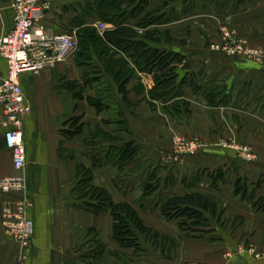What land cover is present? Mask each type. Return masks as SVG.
I'll return each instance as SVG.
<instances>
[{
	"label": "crops",
	"instance_id": "0c3cea01",
	"mask_svg": "<svg viewBox=\"0 0 264 264\" xmlns=\"http://www.w3.org/2000/svg\"><path fill=\"white\" fill-rule=\"evenodd\" d=\"M41 1L50 5L42 22L55 34L76 33L71 22L76 17L83 18L84 26L96 28L103 23L95 10L92 12L93 2ZM165 2L168 5H163ZM173 2L137 0L139 18L154 14L169 19L165 24L149 28L161 34L160 38L166 34L168 40L148 45L152 49L180 54L189 69L182 71V66L179 67L176 85L186 78L198 90L194 91L186 83L181 87V94L167 102L151 99L148 92L154 87V75L135 68L130 58L117 48H113L117 58L122 57L134 71L124 94L118 92L113 77L101 68L91 79L87 77L88 81L96 77L102 82L109 80L111 102L108 109L103 106L97 110L87 102V97L99 95L95 84L83 88V100H74L65 88L57 89L64 75L68 78L73 75L72 81H77L78 85L83 83L80 80H83L82 68L76 65L73 56L40 75L21 76L26 107L23 117L26 166L22 174L26 194L32 203L27 217L33 223L34 234L25 248L3 234L2 211L17 201L20 194L0 193V264H17L22 254L27 259L25 264H114L117 254L119 258L128 256L131 262L127 264H182L186 261L264 264V258L256 259L251 252L241 253L238 248L244 241L255 251H264V217L244 219L243 226H252L247 236L242 228L226 227L217 229L213 233L215 237L195 241L183 237L177 223L166 221L159 212V202L170 197L194 192L217 195L211 178L225 165L221 156L225 151L216 147L189 156L181 164L169 161L172 141L177 135L198 136L214 144L222 133L224 136L226 125H264V64L253 63L247 55L232 57L210 50L211 45H223L224 33L229 35L231 46L237 43L242 48L264 51V0ZM121 7L125 11L131 9L128 3ZM134 22L128 18L122 25L135 29ZM103 24L114 29L112 24ZM12 28L10 0H0V37ZM5 76L6 66L1 62L0 79ZM211 86L215 91V105L209 104L211 94L207 95ZM223 96L230 99V103L219 101ZM179 100L183 101L182 105L177 103ZM71 117H80L82 132L67 138L62 130L67 128L64 124ZM118 125H126L128 132ZM85 141L95 144H85ZM129 143L135 148V155L125 168L119 170L107 162L92 166L88 156L91 150L93 154L102 155L99 160L103 161L113 153L112 148L121 149ZM133 163L135 168L130 170ZM82 167L93 168V184L107 191L113 202L133 206L145 228L157 232V237L173 239L178 244L161 251L155 238L140 235L142 252L131 255L129 249H120L112 239L109 213L93 215L80 208L81 201L77 200L73 189ZM14 174L10 154L1 142L0 178ZM117 178L122 185L117 184ZM147 178L158 185L153 210L141 209L137 204L143 198ZM99 246L101 250L97 251Z\"/></svg>",
	"mask_w": 264,
	"mask_h": 264
},
{
	"label": "trees",
	"instance_id": "16d2710c",
	"mask_svg": "<svg viewBox=\"0 0 264 264\" xmlns=\"http://www.w3.org/2000/svg\"><path fill=\"white\" fill-rule=\"evenodd\" d=\"M123 3H128L131 9L129 11L123 10L121 7ZM164 4L168 5V2ZM94 10L101 22L114 25V29H107L102 33L103 37H98L92 32L93 27L84 26L83 18H74L71 22L73 27L77 29V50L73 54L75 57H73L77 66L83 68L88 60H91L90 54L93 51L98 55L97 59L104 72L108 76L110 74L113 77L118 87V92L124 94L126 85L133 77L134 71L128 68V63L122 57L117 58V52L113 49L117 48L118 51H123L130 58L135 68H138L141 72L154 75V87L148 92L151 99L167 102L170 98L180 95L181 87L186 85V83L194 91L198 90V87L193 82L187 81L186 78L182 79L179 86L176 85L178 69L184 65V58L180 54L173 53L167 49H152L148 45L150 43H159L162 40L160 38L161 34L149 30V28L169 22V19L164 18V15L158 18L154 14H149L139 18L140 7L137 4V0H100L92 12ZM86 14L88 15L89 13L87 12ZM128 18L135 21V29L122 25ZM138 29L143 30L140 35L137 33ZM93 84L98 86L99 95L97 98L87 97V102L97 110H100L103 106L108 109L109 102H111L109 87L104 85L98 77L90 81L83 77L81 85L73 84L67 87L68 85L66 84L65 89L69 90L74 100H83V88ZM64 125L67 128L62 130V133L67 138L76 137L82 132L80 117H71ZM118 127L128 132L126 125H118ZM1 142L4 146L3 138L0 135V145ZM86 143L95 144L94 141H85ZM112 150L113 153L104 157L103 161L99 160L102 155L93 154V150L88 152V156L93 163L92 166L95 167L107 162L120 170L128 166L127 164L132 163L135 155V148L132 144H126L121 149L112 148ZM92 169L82 167L77 174L78 179L73 192L77 200L81 201L80 208L93 215L109 213L112 219L113 241L117 243L120 249L137 251L140 248L138 245L139 235H137L136 231L147 235L149 230L143 226L138 212L133 206L127 203L113 202L107 191L93 184ZM151 180L149 178L145 180L143 198L137 202L141 209L148 208L149 205L145 206L144 199L152 196L153 192L158 188L156 182L150 183ZM159 203L161 216L166 221H175L181 231L188 233L196 232L208 226L210 219H208L207 215L214 217L216 214V205L211 203L205 195L198 192L170 197ZM262 210H264V207H262ZM97 255L99 256L100 253ZM116 256L119 257L118 254Z\"/></svg>",
	"mask_w": 264,
	"mask_h": 264
},
{
	"label": "built area",
	"instance_id": "2783aa9c",
	"mask_svg": "<svg viewBox=\"0 0 264 264\" xmlns=\"http://www.w3.org/2000/svg\"><path fill=\"white\" fill-rule=\"evenodd\" d=\"M13 12V28L5 36L0 37V63H5L6 76L0 79V130L4 148L9 152L15 174L0 178L1 194H20V198L7 205L2 211V229L5 236L27 247L33 237L32 221L27 217L32 203L26 194V182L22 174L26 166V150L23 138V117L26 112L25 97L20 84L24 74L38 75L43 71L53 69L77 50L76 33L55 34L42 22L50 5L41 0H10ZM96 29L104 32L108 27L99 23ZM230 38L224 34V39ZM231 46V44H229ZM214 45L213 49L223 50L227 54L243 55L245 50L249 59L264 60L260 51L242 48L239 44L234 47ZM237 50V51H235ZM181 140V139H180ZM176 139L169 161L178 162L183 156L196 152V141H180ZM180 141V142H179ZM256 259L264 255L255 254ZM26 257L22 254L17 264H25ZM191 264V263H189Z\"/></svg>",
	"mask_w": 264,
	"mask_h": 264
},
{
	"label": "rangeland",
	"instance_id": "374dc122",
	"mask_svg": "<svg viewBox=\"0 0 264 264\" xmlns=\"http://www.w3.org/2000/svg\"><path fill=\"white\" fill-rule=\"evenodd\" d=\"M90 1L88 3H94V6L98 3L100 0H86ZM170 2H173V0H170ZM174 3V2H173ZM167 19V18H166ZM109 29V26L106 25ZM92 28V27H91ZM96 29V28H95ZM92 28V32L95 33L98 37H103L100 30H95ZM143 32V30H137V33L140 35ZM165 37L162 38V40H168V37L166 34H164ZM229 36V35H227ZM223 45L229 46L230 38L224 39V33H223ZM161 40V41H162ZM160 41V42H161ZM237 45V43H235ZM234 44V45H235ZM233 45V44H231ZM214 46V45H213ZM213 46L211 45L210 50L213 49ZM232 47V46H229ZM234 47V46H233ZM216 51H222L228 56L235 57L237 54H227V52H224L223 50H216ZM237 51V50H235ZM260 51V56L264 55V51ZM238 52V51H237ZM241 53L245 55L247 52L245 50H242ZM245 53V54H244ZM75 54V53H74ZM75 57V55H72ZM91 60H88V62L85 64V66L81 69V74L83 75L84 79H91L96 75L97 70H100V68L103 71V68L98 61L97 57L98 55L95 54L93 51H91L90 54ZM249 59V58H247ZM255 64L261 65L264 64V60L256 61L251 60ZM138 70V69H137ZM79 72V73H80ZM104 72V71H103ZM44 72H41L42 74ZM71 74L70 72H68ZM39 74V75H40ZM33 75V74H31ZM74 76L70 75L68 78L67 75L62 76L59 86L57 89H63L65 88L66 84L69 86H72L73 84H77L78 82H73L72 79ZM65 80V81H64ZM80 80L83 82L82 78ZM80 81V83H81ZM109 81V80H108ZM103 82L104 85H108L109 82ZM79 83V84H80ZM62 84V85H61ZM69 91V90H67ZM213 87L211 86L209 88V104L215 105L216 99L214 100V94H213ZM215 92V91H214ZM85 96V92H84ZM85 98V97H84ZM175 98V97H173ZM247 100V99H245ZM180 102H177L179 104H183L182 100H179ZM219 101H222V103H230V99L222 98L219 99ZM236 107V106H235ZM225 134L224 136L221 134V138L218 141H215L213 143H209L205 140H203L200 137H187L184 135H177L173 141L176 139L180 141H196L198 143V149L196 152L189 156H195L203 152L204 150L212 149L213 147L223 149L225 152L222 153V158L225 159V165L219 167V169L215 172V176L212 175V187L213 190L216 191L218 194H210L209 196H206L211 203H214L216 205V214L214 217H211L207 215L208 219H210L209 225L192 233L180 231L183 233V237H187L191 240L195 241H201L205 239H210L213 236L215 237V233L217 229H223L226 227H230L231 229L234 228H242V232L248 235L250 230L252 229V226H243L244 225V219H253L257 217H264V210H262V207H264V125H226L225 126ZM221 132V130H219ZM172 141L171 146V155L173 151V145L174 142ZM179 141V142H180ZM189 156H183L178 159V164H181L180 162L184 161ZM183 164V163H182ZM135 168V164L130 167V170H133ZM117 184L122 185V182L120 179L117 178ZM156 194V193H155ZM154 192L152 196L149 198L144 199L145 206H148L149 210H153L155 206V201L157 200V194L155 195ZM159 200V199H158ZM156 207V206H155ZM146 209V210H148ZM152 212V211H151ZM173 222V221H171ZM178 226V225H177ZM149 233L146 236H150V239H154L158 245H161V251H164L169 246H174L176 243L178 244V241L175 243L172 239V241L169 238L165 237H157L158 233L155 231H152L149 229ZM137 235L144 236L145 234L138 233L136 231ZM243 233V234H244ZM4 234V231H3ZM195 237V238H193ZM160 239V241H159ZM12 241V240H10ZM159 241V242H158ZM14 242V241H12ZM241 245H238V248H241V253H252L254 256L255 254L264 255V251H255L252 249V247L249 244H246V242L242 241L240 243ZM138 245L140 249H137V251H134L132 249L130 250L131 255H136L139 252H142V244L140 241H138ZM157 245V246H158ZM101 250V247L99 246L97 248V251ZM139 250V251H138ZM104 251V249H103ZM101 254L99 255V258ZM98 258V259H99ZM114 264H127L131 262V260L128 258V256L124 255L123 258L115 257ZM113 259V260H114ZM260 259V258H259ZM202 264L200 262L196 261H186L182 264Z\"/></svg>",
	"mask_w": 264,
	"mask_h": 264
},
{
	"label": "water",
	"instance_id": "95a60500",
	"mask_svg": "<svg viewBox=\"0 0 264 264\" xmlns=\"http://www.w3.org/2000/svg\"><path fill=\"white\" fill-rule=\"evenodd\" d=\"M189 69V65H187V64H184L182 67H181V70L182 71H186V70H188Z\"/></svg>",
	"mask_w": 264,
	"mask_h": 264
},
{
	"label": "bare ground",
	"instance_id": "6f19581e",
	"mask_svg": "<svg viewBox=\"0 0 264 264\" xmlns=\"http://www.w3.org/2000/svg\"><path fill=\"white\" fill-rule=\"evenodd\" d=\"M51 70V69H50ZM46 71H48V70H46ZM43 72H45V71H43Z\"/></svg>",
	"mask_w": 264,
	"mask_h": 264
}]
</instances>
